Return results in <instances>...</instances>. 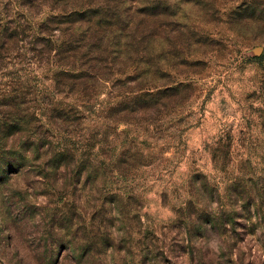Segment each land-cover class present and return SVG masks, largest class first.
Returning a JSON list of instances; mask_svg holds the SVG:
<instances>
[{
	"label": "rangeland",
	"instance_id": "obj_1",
	"mask_svg": "<svg viewBox=\"0 0 264 264\" xmlns=\"http://www.w3.org/2000/svg\"><path fill=\"white\" fill-rule=\"evenodd\" d=\"M0 264H264V0H0Z\"/></svg>",
	"mask_w": 264,
	"mask_h": 264
},
{
	"label": "trees",
	"instance_id": "obj_2",
	"mask_svg": "<svg viewBox=\"0 0 264 264\" xmlns=\"http://www.w3.org/2000/svg\"><path fill=\"white\" fill-rule=\"evenodd\" d=\"M130 1H137V0H130ZM123 7H124V4H123ZM113 9H115L114 13H111L112 9H106L107 10V14H105V16L109 15L111 17H118V14H116V13H117L118 10L120 11V9H122V8H120L119 4H118L116 6V8H113ZM124 9L127 12H129L128 9H126V8H124ZM83 12H91V11L90 10H84ZM73 14H75V13L73 12L72 15H70V16H73ZM80 20H82V19L74 20V22L80 21ZM86 22L89 25L93 24L94 26H98V27L104 25L103 24V18H100V20H97L95 18H90L89 17ZM120 28L123 29V27H120ZM87 32L88 31L83 32L82 37H87V35H86ZM47 41H48V43L51 42L50 40H47ZM84 43L81 40L76 39V40L73 41L72 44H69L70 51H74V53H75L74 58L79 57L80 60L82 61V63L84 62L83 70L80 73L76 74V75H71V77L73 79H75V81H77L81 85L86 84L88 81H93L94 83H96V81L102 77V75H103L102 71L106 67H108V65H109L108 60L106 58L104 59V57H103V53H107L108 52L106 50V46L103 47L105 49L102 50L103 53L101 54L100 48L102 47V45H100V44L97 47L94 46V45H91L88 48V51L83 52L81 54V56L78 55L77 53L79 51H81L80 48H82L84 46ZM99 54H101V56H99ZM113 63H114V61L111 62V64H113ZM145 63H147V62H145ZM131 79H132L131 81H133V80H137L138 78L134 77V78H131ZM58 85H59V81H58ZM135 101L136 102L140 101V98H138V96H136L135 99H131L130 103L128 104L129 105L128 107H133L134 108L133 103H135ZM133 108H132V110L135 111L134 110L135 108L134 109Z\"/></svg>",
	"mask_w": 264,
	"mask_h": 264
}]
</instances>
